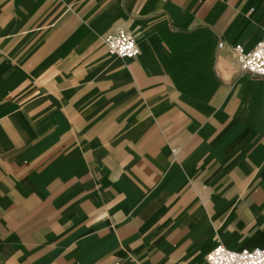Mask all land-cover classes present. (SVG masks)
I'll list each match as a JSON object with an SVG mask.
<instances>
[{
	"label": "crops",
	"instance_id": "obj_1",
	"mask_svg": "<svg viewBox=\"0 0 264 264\" xmlns=\"http://www.w3.org/2000/svg\"><path fill=\"white\" fill-rule=\"evenodd\" d=\"M263 38L264 0H0V264L264 247Z\"/></svg>",
	"mask_w": 264,
	"mask_h": 264
},
{
	"label": "built area",
	"instance_id": "obj_2",
	"mask_svg": "<svg viewBox=\"0 0 264 264\" xmlns=\"http://www.w3.org/2000/svg\"><path fill=\"white\" fill-rule=\"evenodd\" d=\"M106 51L111 56L124 59L134 58L139 54V47L133 34L125 29H118L103 36ZM222 43H218L221 46ZM235 61L240 71L254 77L264 76V38L246 51L242 45L233 47ZM207 264H264V247L233 250L218 243L206 255Z\"/></svg>",
	"mask_w": 264,
	"mask_h": 264
}]
</instances>
